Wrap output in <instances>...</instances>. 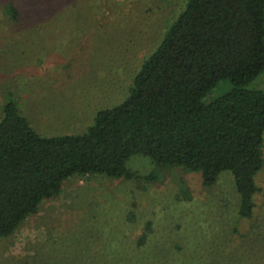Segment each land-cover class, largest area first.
Masks as SVG:
<instances>
[{
	"label": "rangeland",
	"instance_id": "374dc122",
	"mask_svg": "<svg viewBox=\"0 0 264 264\" xmlns=\"http://www.w3.org/2000/svg\"><path fill=\"white\" fill-rule=\"evenodd\" d=\"M186 3L0 0V117L14 102L42 136L85 133L128 97ZM232 88L221 81L206 102ZM248 88L264 89V72ZM128 168L129 177L66 180L0 238V264H264V168L254 221L238 220L229 171L206 186L200 172L140 154Z\"/></svg>",
	"mask_w": 264,
	"mask_h": 264
},
{
	"label": "trees",
	"instance_id": "16d2710c",
	"mask_svg": "<svg viewBox=\"0 0 264 264\" xmlns=\"http://www.w3.org/2000/svg\"><path fill=\"white\" fill-rule=\"evenodd\" d=\"M263 72L264 0H187L128 97L100 110L85 133L42 136L8 102L0 117V238L57 197L72 176L129 177L128 162L138 154L200 172L206 186L231 172L238 220L254 221L264 168V89L248 86ZM228 79L233 88L206 102Z\"/></svg>",
	"mask_w": 264,
	"mask_h": 264
}]
</instances>
